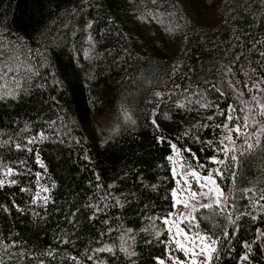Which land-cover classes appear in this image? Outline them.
I'll return each instance as SVG.
<instances>
[{
    "label": "trees",
    "instance_id": "obj_1",
    "mask_svg": "<svg viewBox=\"0 0 264 264\" xmlns=\"http://www.w3.org/2000/svg\"><path fill=\"white\" fill-rule=\"evenodd\" d=\"M130 5L173 17L174 52L163 51L159 45L138 47L139 25L125 12ZM207 7L220 14L219 22L198 26L190 14ZM89 20L93 23L85 27ZM85 39L92 69L88 76L79 68ZM261 52V0H221L219 5L216 0H87V5L82 0H0V93L8 88L16 91L15 99L0 98V168L6 170L10 166L17 170L11 176L0 173L6 183L0 189V205L11 209L5 213L0 208V240L8 245L19 241L8 252L37 254V259L9 260L4 245H0V264H38V259L45 264H73L67 259L68 253L80 256L87 248L91 255L90 249L103 244L116 245V252L127 227H132L133 232L124 236V242L137 252L131 258L136 264H157L152 257L171 264L169 249L172 256L182 258L183 253L160 219L172 211L171 190L175 187L172 164L166 159L173 155L169 142L180 149L184 174L189 173L188 166L204 174L208 168L223 167L207 159L211 155L225 159L214 151L227 135L216 124L225 121L221 112H227V103L237 109L232 113L235 118L243 107L240 101L251 102L250 98L239 96L242 91L236 76L240 58L249 63L250 82L264 85L260 79L264 76ZM26 66L34 71H27ZM228 68L231 72L225 76ZM16 81L20 83L18 89ZM206 81L222 88L225 96L210 89ZM229 81L237 91L228 86ZM156 92L162 95L157 98ZM201 96L213 106L200 108L197 101ZM107 98L117 105L121 136L115 143L101 147L88 136L90 115L95 105ZM153 109L159 129L151 123ZM126 115L131 119H126ZM208 115H213L212 121L207 120ZM186 131L188 136L184 135ZM232 135L235 137L234 132ZM158 136L164 141L158 143ZM29 138L34 142L28 144ZM243 138L244 134L236 140L238 151L240 146L246 148ZM210 139L214 140L213 146L203 143ZM15 143L27 145L31 151L17 150ZM224 144L232 147L226 140ZM186 147L197 159L183 151ZM239 161L237 169H229L224 178L216 177V181L234 202L233 213L247 210L258 219L252 221L244 215L232 224L225 211L221 223L228 224L232 231L238 225V232L229 236L225 245L228 250L221 248L222 258L212 264H264V245L255 239L259 235L256 228L264 232V211L246 209L249 201L242 198L244 188L254 189L257 199L264 192V136L260 145L240 156ZM199 164L206 167L201 169ZM8 179L17 180V184L7 186ZM97 184L100 188L95 187ZM109 184L112 189H108ZM21 187L27 191L20 192ZM43 187L49 189L47 204L40 200L30 204L38 189L41 196L45 195ZM106 190L113 196L124 193L128 203L121 209L111 206L114 200L109 201L106 210L89 220L91 210L86 205L95 203ZM129 193H135V199ZM13 200L24 209L22 212L11 207ZM72 211L76 212L75 223L69 225L66 217ZM192 216V221L182 223L183 229H190L189 235L220 234L215 227L219 213L213 208H197ZM105 218L109 225L103 224ZM109 227L111 232L107 231ZM157 231L159 237L155 235ZM61 233L70 237L68 243L61 245L57 241ZM97 240L102 243L97 244ZM245 242L252 244L250 253ZM50 246L57 250L55 259L45 254ZM245 253L249 260L241 262L239 257ZM82 259L86 261V257ZM95 259L97 264H130L122 253L101 251Z\"/></svg>",
    "mask_w": 264,
    "mask_h": 264
},
{
    "label": "snow or ice",
    "instance_id": "obj_2",
    "mask_svg": "<svg viewBox=\"0 0 264 264\" xmlns=\"http://www.w3.org/2000/svg\"><path fill=\"white\" fill-rule=\"evenodd\" d=\"M155 2V0H153ZM261 3L264 4V0H261ZM82 4L87 5V0H82ZM90 6V5H89ZM93 22L89 20L87 22V25L85 27L91 26ZM169 31H172L171 28L168 29ZM260 55L264 57V52H261ZM16 59H19V57H16ZM17 68L20 67V65H16ZM27 71L33 72V68L31 66H26ZM11 71V69H10ZM231 72V68H228L227 71L225 72V76H227L228 73ZM247 75V73H245ZM261 82H264V76L261 78ZM208 87L210 89H213L215 92L219 93L221 97L225 96V92L223 91L222 88L217 87L215 84L211 82H207ZM239 83V81H237ZM230 88L233 89V91H237L234 87V85L229 81ZM178 87V86H177ZM244 87L248 89L249 92H252L253 89H255L257 92H264V89L260 88L259 83L256 81H253L251 86H249L247 83L244 84ZM16 88H20V83L19 81H16ZM184 91H188V89H185ZM162 94L160 92H156L155 96L159 98ZM195 95V94H193ZM239 96H243V92L239 93ZM4 97H11L12 99L16 98V91L13 88H8V90L4 93H0V98ZM199 103L200 108H211L213 105L211 101L207 100L205 97L201 96L199 100L197 101ZM254 102V103H252ZM151 103V101H150ZM240 103L243 105L238 111V114L233 117L232 113L237 112V109L233 106L231 103L226 104L227 112H221L222 115H225V121H222L221 123L216 124L217 128H221L226 130L227 135H224L222 139L220 140V146H217L214 148V151L217 153H222L225 159H221L220 156L218 155H211L207 159L212 163L216 164L218 166H223V167H217L215 170L208 168V172L206 175L202 174L201 172H198L195 168H192L191 166H188V171L189 174L196 178L197 180V186L201 188H207V191H202L200 193L197 192H189L188 195L190 198L195 199L198 196L204 197L206 200L209 202L207 203H199L198 206L201 209H209L210 207L213 208L214 212L219 213V219L215 225V227L220 229V234H209L207 232L205 233H200L196 232L195 233V240L189 241V236H188V231H186L183 228H180L177 226L176 231L177 235L183 233L184 234V240L189 241L191 244V247H189L187 244L181 243L180 240H175L177 249L180 250L183 253V257H176L171 255V249L168 250L171 264H212L213 260H218L222 258V253L220 251L221 248H225V245L229 241V236H235L237 235L238 232V225H235L236 231H232L228 228V224H223L221 223V220L224 218V213L225 211L228 212L227 220L229 223L234 224L235 220H238L240 217L244 215H249L252 221H256L258 219L257 215L251 214L249 211L245 212H240L238 209L235 213L232 212V208L235 207L234 202L230 200V197L227 193L224 192L223 188L217 184L216 180L214 179V176L216 177H221L224 178L226 175V172L229 169H237L239 167L240 161L239 157L245 155L246 153H251L252 149H254L256 146L260 145L261 143V136H264V102H261V100L256 96L253 95L251 97V102L247 100H241ZM181 107L183 106L182 104L180 105ZM219 109V106H217ZM157 113L156 110H152V119L151 123L154 125L157 129H159V124L157 123V120L155 119ZM126 119H131L130 117H127ZM208 121L213 120V115H208L207 116ZM242 121V122H241ZM231 122V124L229 123ZM199 123V122H198ZM255 127V131L249 132V128L252 126ZM201 127H207V124H200ZM235 133V137H233L232 133ZM190 133L185 132L184 135L188 136ZM244 134L243 138V145H246V148L240 146L239 151H238V146L236 144V140L241 137V135ZM37 135H43L42 133H38ZM164 137L158 136L157 137V142H163ZM196 140H199V137H196ZM228 141V144L231 145L232 147L229 148L227 145L224 144V141ZM34 141L29 138L27 143L31 144ZM203 143L213 146L214 145V140H206L203 141ZM15 148L17 150H20L21 148H26L28 151H31L30 148H27V145H22L20 143H15L14 144ZM169 147L172 149L174 154H178L180 149L177 148V145L175 143L169 142ZM183 151L188 152L192 155V159H197L194 153H192V149L190 147H186L183 149ZM84 159H88L87 156L84 157ZM166 159L169 161H172L173 157L171 155L167 156ZM37 163H40L39 156L37 155L36 157ZM23 163V162H19ZM201 169L205 168L206 166L203 164L198 165ZM17 170L12 168V167H6V170L3 168H0V173H3L5 176H11L12 174L16 173ZM173 177H175V168L172 169ZM36 176L39 177L40 173H36ZM235 176V172H233V177ZM203 179L206 183L201 185L200 184V179ZM99 179V177H97ZM181 179L184 180V185L188 184L187 179L184 178V176H181ZM17 184V180L15 179H8L7 180V186H13ZM212 185V187H208V185ZM6 186L5 179L0 178V189L4 188ZM53 187H55V183H53ZM96 188H100V185L97 184L95 185ZM151 187L155 190L156 185L153 184ZM113 185L109 184L108 189H112ZM20 192H26L27 189L21 187L19 189ZM43 193L45 195L41 196L40 192L41 190L38 189L35 195H32L30 198L29 203L30 204H36L38 200L42 201L44 204H47L48 200L50 197L47 195L49 192V189L47 187L42 188ZM172 192V207L175 208L176 203H177V189L173 188L171 190ZM243 199H246L249 201V204L246 206V209L248 208H253L256 209L258 208L261 211H264V204H261V201H264V192L261 193L259 198L257 199L255 196V191L254 189L250 188H244L243 189ZM251 193V195H249ZM128 195H131L133 199H135V193H129ZM123 198V199H122ZM114 200V203L111 204L112 207H118V208H123L126 203H128L127 197L125 196L124 193H119L116 196H113L112 192L105 191L104 195H102L99 200H97L95 203L87 204L86 207L91 210L88 219L89 220H94L96 218V214L100 213L101 211L106 210L110 205L109 201ZM184 207L191 208L192 211L196 210L197 205L192 204L189 205L188 201L185 200L183 201ZM12 208H15L17 212H22L24 209L21 208L19 204H17L14 200L11 205ZM0 208H3V211L5 213H9L11 209L7 205H0ZM171 215V214H169ZM181 215H185L186 218L189 221H192L194 217L191 214V211L185 213H182ZM75 216L76 212L72 211L70 212V215L66 217L67 222L69 225H73L75 223ZM163 221V224L165 226H168V219L169 217H162L160 218ZM109 219L105 218L103 220V224L109 225ZM107 231L111 232L112 229L109 227ZM133 228L132 227H127L125 233H121V244L119 245L118 251L114 252V249L116 248V245L112 244H103V247H96L90 249L91 255L88 254L89 249H85L83 253H81L80 256L74 255L72 253L67 254V259L69 261H72L73 264H86V261H92V264H97V260L95 259V254L101 251L104 252H109L113 253L114 255H119L123 254V258L126 261H130V264H136L135 260H132V257L137 256V252L129 248L126 243L124 242V236L127 233H132ZM169 232H171V228L169 227ZM256 232L259 234L255 237L256 240H261L262 245H264V232L260 228H256ZM104 235V232H101V236ZM157 237L160 236V232L157 231L155 233ZM63 237V238H61ZM131 239V237H128ZM57 241L63 245L65 243H68L70 240V237L67 236L65 233H61L56 237ZM196 241H199V244L196 243ZM19 243V241H12L11 245L5 244L3 240H0V245H4L5 253L8 255L9 260H12L16 257H19V261H23L25 259L32 260V259H37V254L34 253L33 251H29L27 253V256L23 251H20L17 253L16 251L8 252V248H15V246ZM97 244H101L102 241L97 240ZM245 248L248 249V252L250 253L252 251V244H248L247 242L244 243ZM198 249V251H197ZM225 250H228L225 248ZM261 252H264V247H261ZM57 250L55 248H52L51 246L49 249L46 251V255L52 259H55ZM82 257H86V261L82 259ZM153 260L157 262V264H164V261L160 257H152ZM239 260L246 261L249 260V255L248 253H245L239 257ZM38 264H45V261L42 259H38ZM99 264H104L103 261H100ZM108 264H111L109 261Z\"/></svg>",
    "mask_w": 264,
    "mask_h": 264
},
{
    "label": "rangeland",
    "instance_id": "obj_3",
    "mask_svg": "<svg viewBox=\"0 0 264 264\" xmlns=\"http://www.w3.org/2000/svg\"><path fill=\"white\" fill-rule=\"evenodd\" d=\"M216 1L218 2V5L221 3V0ZM125 12L127 17L132 18V20L136 21L137 25H139V33L137 35L138 47L150 48L152 45H159V48L161 50L163 49V51L174 52L176 48L173 44L171 32L175 28L176 24L173 17H171L168 13H152L147 10L144 11L141 7L131 5L126 8ZM190 15L194 23L198 26L216 25L220 19V14L216 10L214 11L208 7L204 10H199L198 12H191ZM169 28H171L172 31H169ZM88 48V40L85 39L80 50L79 68L81 73L87 76L92 74V69L88 64ZM245 73H247V75H245ZM248 75L249 63L240 58L238 61V72L236 78L237 81H239L238 84L241 88V91L243 92L244 98L251 99L253 95H256L261 100V102H264V92H257L255 89H253L252 92H249L248 89L244 87L245 83H247L249 86L252 84L248 78ZM259 86L260 88L264 89V85ZM89 135H91L101 147L115 143L120 138L121 132L118 123V108L113 99L107 98L102 104L95 105L90 115V130L88 132V136ZM172 157V169L175 168L176 173L175 177L173 178L175 180L174 188L177 189V203L175 208L172 207V211L166 216L169 217L168 226L163 224V227L174 243L175 240H180L181 243L187 244L189 247H191L189 241L195 240V237L188 234L189 241H185L184 234L181 233L177 235L176 231L177 226L183 228L182 223L188 220L185 215H181L182 213L186 214L187 212L191 211V214L193 215L191 208L186 209L184 207L183 201L187 200L189 205L196 204V209L200 208L198 206L199 203H207L209 201L202 196H198L195 199L190 198L188 193L193 191L200 193L202 191H207V188H201L197 186L196 178L192 177L189 173H182V161L179 157V154L173 153ZM206 174L207 173L204 175ZM181 176H184V178L187 179V185H184V180L181 179ZM214 179L216 180V176H214ZM205 183L206 182L203 181L201 177L200 184L203 185ZM208 187H212V185L209 184ZM169 227L171 228V232H169ZM196 243L199 244V241H196Z\"/></svg>",
    "mask_w": 264,
    "mask_h": 264
}]
</instances>
